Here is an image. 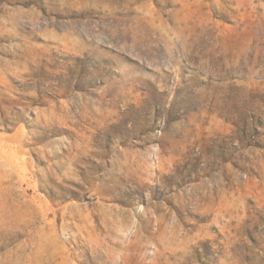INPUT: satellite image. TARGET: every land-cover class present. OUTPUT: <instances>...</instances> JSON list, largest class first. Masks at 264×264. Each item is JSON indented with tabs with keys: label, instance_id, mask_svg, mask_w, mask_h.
Masks as SVG:
<instances>
[{
	"label": "rangeland",
	"instance_id": "374dc122",
	"mask_svg": "<svg viewBox=\"0 0 264 264\" xmlns=\"http://www.w3.org/2000/svg\"><path fill=\"white\" fill-rule=\"evenodd\" d=\"M0 264H264V0H0Z\"/></svg>",
	"mask_w": 264,
	"mask_h": 264
}]
</instances>
